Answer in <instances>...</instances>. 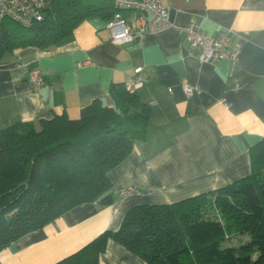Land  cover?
Segmentation results:
<instances>
[{
	"label": "crops",
	"instance_id": "0c3cea01",
	"mask_svg": "<svg viewBox=\"0 0 264 264\" xmlns=\"http://www.w3.org/2000/svg\"><path fill=\"white\" fill-rule=\"evenodd\" d=\"M164 2L172 25L131 43L111 42L108 19L88 17L59 43L20 48L0 61V129L18 121L38 127L62 114L74 119L94 99L113 106L110 85L136 76L143 78L136 92L152 110L146 139L108 172L111 203L72 207L0 250V264H53L117 230L132 206L177 202L250 173L249 149L264 138V0ZM190 23L209 35L231 29L237 58L201 61L183 30ZM81 61L88 63L76 66ZM28 66L43 71L38 91ZM125 189L134 192L121 198ZM98 264L148 263L110 239Z\"/></svg>",
	"mask_w": 264,
	"mask_h": 264
},
{
	"label": "trees",
	"instance_id": "16d2710c",
	"mask_svg": "<svg viewBox=\"0 0 264 264\" xmlns=\"http://www.w3.org/2000/svg\"><path fill=\"white\" fill-rule=\"evenodd\" d=\"M111 0H50L41 20L0 21V61L24 47L47 49L88 17L111 18ZM113 106L94 99L77 118L56 115L0 129V250L72 207L112 201L108 172L147 136L151 107L136 90L112 83ZM250 173L169 204H139L53 264H98L112 239L148 264H264V138L249 149ZM248 235L238 246H223Z\"/></svg>",
	"mask_w": 264,
	"mask_h": 264
},
{
	"label": "built area",
	"instance_id": "2783aa9c",
	"mask_svg": "<svg viewBox=\"0 0 264 264\" xmlns=\"http://www.w3.org/2000/svg\"><path fill=\"white\" fill-rule=\"evenodd\" d=\"M118 10L106 21L105 28L110 41L115 44H127L145 34L162 31L172 24L168 18V6L164 0H111ZM50 0H0V21L11 19L23 26L41 20ZM123 12L132 16L125 17ZM189 44L198 50L201 61L214 62L218 60L233 61L239 53L238 46L232 42L233 31L222 29L216 35H209L195 23L183 27ZM88 61L77 62L80 67ZM136 72H139L137 69ZM31 89L38 91L45 82L43 71L37 66H28L26 70ZM143 84V78L136 76L127 80L124 85L130 91L137 90ZM186 93L191 92L189 85H183ZM134 191L125 189L120 193L126 198Z\"/></svg>",
	"mask_w": 264,
	"mask_h": 264
},
{
	"label": "rangeland",
	"instance_id": "374dc122",
	"mask_svg": "<svg viewBox=\"0 0 264 264\" xmlns=\"http://www.w3.org/2000/svg\"><path fill=\"white\" fill-rule=\"evenodd\" d=\"M247 239H248V235H234L228 237L224 241L223 246H238L239 244L245 242Z\"/></svg>",
	"mask_w": 264,
	"mask_h": 264
}]
</instances>
